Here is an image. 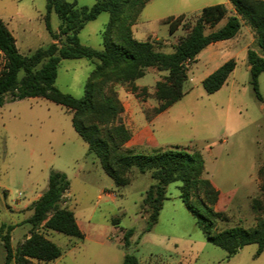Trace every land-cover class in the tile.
<instances>
[{
  "label": "rangeland",
  "instance_id": "obj_1",
  "mask_svg": "<svg viewBox=\"0 0 264 264\" xmlns=\"http://www.w3.org/2000/svg\"><path fill=\"white\" fill-rule=\"evenodd\" d=\"M66 1L87 6L94 2ZM215 3H224L232 11L228 0H149L131 25L133 37L150 40L156 49L171 52L185 30L169 33L163 19L183 13L185 20L193 22L202 7ZM45 12V0H0V17L21 53L30 54L52 42L44 23ZM108 20L109 14L101 12L85 23L77 34L80 42L101 49ZM58 24L51 11L53 31ZM249 48L264 57L256 34L242 20L235 36L213 42L198 53L187 71L185 94L153 124L144 116L147 120L155 116L152 108L158 101L154 86L166 71L149 67L133 83L113 85L123 105L121 120L125 123L131 111L138 116L134 140L123 148L153 154L159 148L180 145L201 154L204 177L219 190L213 208L225 215L224 220L215 221L216 231L235 225L253 227L257 216L264 218V71L258 76L260 100L251 84ZM229 58L235 60L234 69L218 90L206 93L202 79ZM96 63L87 58L62 59L55 86L81 96ZM2 65L0 53V69ZM51 169L63 171L69 180L70 192L63 205L74 212L84 237L44 231L60 247L61 255L37 264H122V237L128 228L134 229L128 251L140 264H264V248L256 255V243L246 244L227 257L224 249L207 241L197 217L179 197L177 181L167 185V198L158 218L145 231L149 212L141 200L153 182L149 172L131 168L125 172L129 183L116 186L88 153L86 143L71 125L68 108L42 97L6 101L0 107V223L14 225L9 232L13 248L29 233L31 205L45 190ZM198 198L194 194L193 200ZM3 258L0 239V264Z\"/></svg>",
  "mask_w": 264,
  "mask_h": 264
},
{
  "label": "trees",
  "instance_id": "obj_2",
  "mask_svg": "<svg viewBox=\"0 0 264 264\" xmlns=\"http://www.w3.org/2000/svg\"><path fill=\"white\" fill-rule=\"evenodd\" d=\"M149 0H94L93 4L77 5L66 0H45L44 23L52 42L46 47H37L30 54L19 51L12 32L0 17V53L3 65L0 69V107L6 101L26 97H42L62 105L71 112V125L99 162L104 172L116 186L129 183L125 172L131 168L149 172L153 182L144 192L141 205L149 212L144 230L149 231L156 222L164 200L167 185L177 181L179 197L188 210L197 217V225L207 241L226 251L230 257L249 243H256L258 255L264 248V218L257 216L253 227L239 225L215 230V221L224 220L222 212L213 206L219 198V190L210 179L204 177V162L196 150L180 145L159 148L153 154L136 153L123 148L131 132L121 120L123 105L113 85L133 83L143 76L146 68L166 71L154 86L158 104L152 108L156 115L185 94L183 89L189 65L198 53L209 44L232 38L241 27L242 20L256 34V42L264 52V0H228L232 11L224 3H215L201 8L193 22L185 20L184 14L163 19L169 33L178 28L185 30L171 52L156 49L150 40L133 37L131 25ZM58 19L57 30L50 25V12ZM101 12L109 14L102 31L101 49L80 42L78 32ZM223 23L216 28L215 25ZM206 28H209L206 31ZM65 58L95 59L97 63L84 85L83 94L75 97L55 86L57 69ZM247 62L255 95L258 91V76L264 71V57L252 48L247 49ZM235 66L229 58L202 81L206 93L218 90ZM264 188V186H263ZM69 189V180L63 171L51 169L47 186L31 205L27 222L31 225L28 235L13 248L9 232L13 224L0 223L4 258L1 264H37L61 255L60 247L47 238L44 231L54 230L69 236L83 238L74 212L63 205ZM194 194L200 196L193 200ZM116 221L115 223H117ZM5 230V232H4ZM133 228L123 232L124 254L122 264H140L137 257L128 251Z\"/></svg>",
  "mask_w": 264,
  "mask_h": 264
},
{
  "label": "crops",
  "instance_id": "obj_3",
  "mask_svg": "<svg viewBox=\"0 0 264 264\" xmlns=\"http://www.w3.org/2000/svg\"><path fill=\"white\" fill-rule=\"evenodd\" d=\"M212 44V43H211ZM209 44V45H211ZM170 109V106L165 109L164 111L156 114L155 116H153L150 120H147L146 117L144 116V120H146L147 122H150L151 124H153V122L159 118H161L163 116V114H165L166 112H168ZM125 112H127V109L125 108L124 110ZM127 117L128 119L126 120L125 122V125L129 128L130 132H131V136H130V139L128 141L125 142L124 146H127L130 144V142L132 140H134V136L136 135L137 133V130L134 128V123L138 120V116H137V113H135L134 111H131L130 113L127 114ZM172 146V145H171ZM69 190L67 191L66 193V196L67 194H69ZM219 199V198H218ZM83 232V231H82ZM84 233V232H83ZM14 264V262H13Z\"/></svg>",
  "mask_w": 264,
  "mask_h": 264
}]
</instances>
